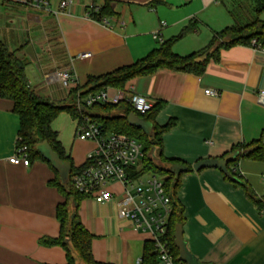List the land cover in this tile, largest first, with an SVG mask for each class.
<instances>
[{"label":"crops","instance_id":"1","mask_svg":"<svg viewBox=\"0 0 264 264\" xmlns=\"http://www.w3.org/2000/svg\"><path fill=\"white\" fill-rule=\"evenodd\" d=\"M62 1H0V42L23 64L33 92L55 104L68 103L71 91L86 86L90 77L144 59L189 26L194 30L175 43L173 52L196 60L215 33L235 24L230 11L238 10L245 21L256 16L257 6V0H73L63 10ZM107 1L116 15L95 21L91 10ZM88 53L90 58H78ZM197 64L201 74L159 69L130 80L124 92L159 107L151 131L168 127L161 137V161L166 170L182 173L175 201L194 262L264 264V211L250 194L264 195V162L243 157L231 165L238 182L216 168L194 169L264 135V107L258 103L264 91V49L236 45ZM66 70L74 78L68 87L46 78ZM209 90L219 96L206 94ZM117 91L107 89L111 96ZM84 92L76 94V102L87 96H81ZM52 130L63 149L61 163L32 159L29 167L11 164L20 119L13 103L0 98V264H67L63 246L41 244L60 237L57 208L65 200L53 183H68L71 169L84 166L96 145L77 138V122L67 113L56 118ZM169 160L183 161L190 170ZM141 169L129 171L130 178L152 175L136 176ZM107 190L114 200L101 204L85 198L77 210L78 223L92 236L93 258L99 264H142L153 245L151 235L124 217L122 209L129 205L125 187L111 182ZM76 264L82 262L77 258Z\"/></svg>","mask_w":264,"mask_h":264},{"label":"trees","instance_id":"2","mask_svg":"<svg viewBox=\"0 0 264 264\" xmlns=\"http://www.w3.org/2000/svg\"><path fill=\"white\" fill-rule=\"evenodd\" d=\"M263 10L264 0H257V6L255 8L256 16L251 20L248 19L245 21L238 15V10L234 9L230 11L232 16H234L235 24L219 33H215L208 48L200 55L208 52V56L215 57L221 49L236 45L264 49V23L259 21V16ZM90 15L95 21L102 22L104 18L113 17L116 13L111 9L110 2L107 1L101 8H93ZM193 30V26L185 28L178 37L163 43L158 50L151 52L147 57L131 66L119 68L112 73L100 77H90L86 86L71 91L72 98L68 103L64 104H55L37 96L29 86L23 64L15 57L14 53L10 52L0 42V98L13 103V110L20 119L19 138L22 141L19 143V146L27 147L30 162L32 159L48 161L43 156L42 150L37 148L42 142H46L60 159L64 158L63 149L58 142L57 134L52 130L53 122L61 113H67L74 120L80 118L82 115H90L92 121L101 124L106 133L126 135L140 142L144 146V159L141 164L142 169L136 173V176L150 173L160 176L165 181L166 191L173 207V213L168 226L167 240L172 254L178 261L179 251L175 246L174 235L176 225L182 223V213L177 206L175 197L182 173L176 174L173 171L166 170L151 156L153 148L157 147L159 148V157L163 159V155L161 154V137L168 127H154L150 133H146L141 129L132 127L128 123L130 114L136 115L144 122L151 123L159 107L154 106L150 112L142 116L135 112L130 105L123 102L118 105H97L92 109H98L99 112L92 114L91 109L89 111L86 109H78L76 94L82 91V89H85V92L81 96L105 91L109 88L124 91L130 80L151 75L159 69L201 74L203 68L201 64L195 63V55L180 57L173 52L175 43ZM120 110L122 111L121 115H112L113 111ZM263 140L264 135L261 139L248 145H241L234 148L231 153L222 158H232L228 164V171L233 176L234 173L230 169L231 165L236 164L243 157L264 162ZM169 161L180 163L186 171L190 170L183 161ZM86 166L87 163L81 168H72L68 183H53L65 200L57 208V217L61 226L60 237L55 240L44 239L41 241V244L44 246H63L67 252V264H76L77 258L82 264H99L94 260L92 255V236L77 221L79 204L87 196L77 192L71 182L72 175L84 169ZM185 170L184 172H186ZM250 194L258 209L264 211V195L261 198H256L252 193ZM159 262L153 245L148 247L142 264H159Z\"/></svg>","mask_w":264,"mask_h":264},{"label":"built area","instance_id":"3","mask_svg":"<svg viewBox=\"0 0 264 264\" xmlns=\"http://www.w3.org/2000/svg\"><path fill=\"white\" fill-rule=\"evenodd\" d=\"M72 5L73 0H63L60 7L69 10ZM153 37L159 39V33H155ZM91 56L88 53L79 55L78 58L88 59ZM46 78L48 81L58 78L65 87L74 82L73 75L67 70L57 72L53 76L47 75ZM206 94L219 96L217 91L209 90ZM123 102L142 116L155 106L154 101L146 97L120 90L113 96L107 90L92 93L80 97L76 103L79 110L89 111L97 105H118ZM258 103L264 107V91L259 93ZM76 122L77 138L94 142L96 148L87 156V166L72 175L74 189L103 204L114 200L113 194L107 190V185L111 182L122 184L129 200V205L122 209L124 217L130 219L136 229L151 235L154 252L161 264H184L174 257L167 240L173 207L164 179L155 174L135 180L129 176V171L142 164L144 146L129 136L106 133L101 124L92 121L90 115H82ZM21 141V138H18L15 152L9 162L29 167V152L26 146H19Z\"/></svg>","mask_w":264,"mask_h":264},{"label":"water","instance_id":"4","mask_svg":"<svg viewBox=\"0 0 264 264\" xmlns=\"http://www.w3.org/2000/svg\"><path fill=\"white\" fill-rule=\"evenodd\" d=\"M259 21L264 23V10L259 16ZM208 52L203 54L202 56L198 57L195 62L196 63H202L204 62L208 57ZM128 123L132 127H135L137 129H141L142 131L146 133H150V131L146 128V123L142 121L140 118L136 117L134 114H130L128 117ZM264 145V140H263ZM38 149L42 150L43 156L49 161L53 163H61L59 157L52 151V149L49 147V145L46 142H42L37 147ZM234 156V155H233ZM232 160L231 157H226L224 159L218 160V159H209L206 161H202L194 166V169L196 171H200L205 168H216L221 170L228 179L232 181L238 180L228 171V164L229 161ZM66 181V180H65ZM175 246L179 251V261L184 264H196L192 258V256L189 254L188 250L186 249V245L183 238V229L182 225L178 224L175 227ZM67 242V241H66Z\"/></svg>","mask_w":264,"mask_h":264},{"label":"rangeland","instance_id":"5","mask_svg":"<svg viewBox=\"0 0 264 264\" xmlns=\"http://www.w3.org/2000/svg\"><path fill=\"white\" fill-rule=\"evenodd\" d=\"M249 20H251V19H249ZM91 111H93V112H97L96 109H91ZM146 128H147L148 131H151L152 125H151L150 123H146ZM151 156L154 158V160H155L158 164H160L161 166L167 168V166H165V163H163V162L161 161L160 157H159V148L154 147V148H153V151L151 152ZM73 253H74V250H73ZM74 254H75V253H74Z\"/></svg>","mask_w":264,"mask_h":264}]
</instances>
